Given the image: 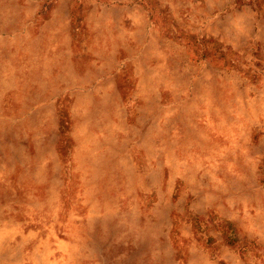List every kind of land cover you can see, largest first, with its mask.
<instances>
[{
    "label": "rangeland",
    "instance_id": "374dc122",
    "mask_svg": "<svg viewBox=\"0 0 264 264\" xmlns=\"http://www.w3.org/2000/svg\"><path fill=\"white\" fill-rule=\"evenodd\" d=\"M0 217V264H264V0H0Z\"/></svg>",
    "mask_w": 264,
    "mask_h": 264
},
{
    "label": "trees",
    "instance_id": "16d2710c",
    "mask_svg": "<svg viewBox=\"0 0 264 264\" xmlns=\"http://www.w3.org/2000/svg\"><path fill=\"white\" fill-rule=\"evenodd\" d=\"M5 221V220H4ZM0 222L2 223L3 222V219H2V217H0Z\"/></svg>",
    "mask_w": 264,
    "mask_h": 264
}]
</instances>
